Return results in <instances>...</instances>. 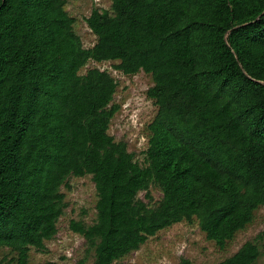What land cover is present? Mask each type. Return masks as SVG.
<instances>
[{
    "label": "trees",
    "instance_id": "1",
    "mask_svg": "<svg viewBox=\"0 0 264 264\" xmlns=\"http://www.w3.org/2000/svg\"><path fill=\"white\" fill-rule=\"evenodd\" d=\"M110 1L86 19V48L66 0H0V250L11 264H31L57 236L70 177L95 184L94 221L70 223L92 264L183 222L223 250L264 207V0ZM107 62L153 80L142 159L109 134L118 83L87 68ZM259 257L247 242L218 264Z\"/></svg>",
    "mask_w": 264,
    "mask_h": 264
},
{
    "label": "rangeland",
    "instance_id": "2",
    "mask_svg": "<svg viewBox=\"0 0 264 264\" xmlns=\"http://www.w3.org/2000/svg\"><path fill=\"white\" fill-rule=\"evenodd\" d=\"M67 12L75 18V31L84 46L91 48L96 36L89 29L86 19L93 9L110 10V0H66ZM116 62L90 63L87 68L97 67L107 70L118 83L113 105L118 112L112 120L109 134L118 142L127 144L128 150L139 159L147 148V126L153 121L157 107L147 96L153 87L152 78L141 72L135 76H125L114 69ZM86 68V69H87ZM85 71V70H84ZM68 208L58 223V234L46 242V251H31V264H92L87 256L85 240L70 229L73 220H84L91 224L96 216L97 195L91 177H70L63 187ZM155 201L161 199L160 191L151 193ZM141 198L148 202L145 193ZM247 242H256L260 257L255 264H264V207L257 210L255 219L244 231L239 232L225 249L206 239L197 223L176 224L150 238L143 247L116 264H178L188 259L193 264H218L236 254ZM0 264H11L7 250H0Z\"/></svg>",
    "mask_w": 264,
    "mask_h": 264
}]
</instances>
